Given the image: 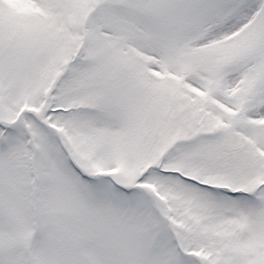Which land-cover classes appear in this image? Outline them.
I'll list each match as a JSON object with an SVG mask.
<instances>
[{"label":"snow or ice","instance_id":"1","mask_svg":"<svg viewBox=\"0 0 264 264\" xmlns=\"http://www.w3.org/2000/svg\"><path fill=\"white\" fill-rule=\"evenodd\" d=\"M0 264H264V0H0Z\"/></svg>","mask_w":264,"mask_h":264}]
</instances>
